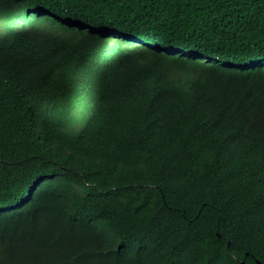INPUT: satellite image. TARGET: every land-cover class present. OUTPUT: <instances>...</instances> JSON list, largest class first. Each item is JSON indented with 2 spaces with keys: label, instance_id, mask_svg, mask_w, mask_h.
Masks as SVG:
<instances>
[{
  "label": "trees",
  "instance_id": "1",
  "mask_svg": "<svg viewBox=\"0 0 264 264\" xmlns=\"http://www.w3.org/2000/svg\"><path fill=\"white\" fill-rule=\"evenodd\" d=\"M0 264H264V0H0Z\"/></svg>",
  "mask_w": 264,
  "mask_h": 264
}]
</instances>
